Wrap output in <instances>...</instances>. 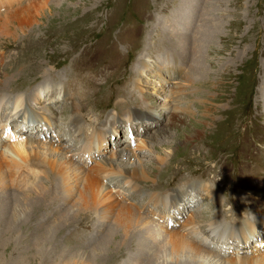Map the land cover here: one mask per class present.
Returning <instances> with one entry per match:
<instances>
[{"label":"rangeland","instance_id":"1","mask_svg":"<svg viewBox=\"0 0 264 264\" xmlns=\"http://www.w3.org/2000/svg\"><path fill=\"white\" fill-rule=\"evenodd\" d=\"M17 8L35 16L18 30L16 40L8 30L0 31V81L5 71L11 73L0 88V132L3 126L6 141L12 139L9 131H24L38 163L49 142H61L60 147L73 152L77 138L67 131L59 137L58 129L77 117L87 132L100 128L97 140L106 135L102 158L112 150L129 154L133 149L136 158L118 161L128 159L126 166L137 170L159 167L150 168L154 183L140 182V192L120 188L141 214L160 215L163 219H156L176 231L192 212L203 226L214 216L217 196L223 200L224 217L218 222L225 226L212 236L229 238L224 247L218 243L206 250L223 264L263 258L264 0H0V28L8 27L6 22L15 28L6 13ZM22 110L31 112L35 122L16 118ZM140 140L143 147L137 145ZM165 152L167 158L157 163L156 157ZM39 169L57 183L47 167ZM148 190L164 201L156 202L153 195L146 198ZM76 194L41 223L72 210ZM173 211L171 223L172 215L164 212ZM91 216H79L61 231L65 250H77L70 246L73 242L85 245L78 249L83 251V264H148L151 257L162 261L159 246L168 230L155 224L131 236L129 251L96 247L102 258L92 263L86 253L112 219L82 244V236L94 226L88 231ZM151 240L156 244L142 247ZM20 258L0 251V264H27Z\"/></svg>","mask_w":264,"mask_h":264},{"label":"bare ground","instance_id":"2","mask_svg":"<svg viewBox=\"0 0 264 264\" xmlns=\"http://www.w3.org/2000/svg\"><path fill=\"white\" fill-rule=\"evenodd\" d=\"M34 16L33 12L27 11L25 8H17L12 12H7L6 19L15 28L10 27L6 22L8 27L0 28L1 34H4L8 30L7 33L12 35V40H16L18 30L26 28L33 21ZM0 25H2L1 21ZM4 74L6 75L5 78H7L11 73L5 71ZM5 78L3 76V79L0 81V88L5 86L4 84L7 82V80L4 81ZM1 95L3 96V94L0 93V100L2 99ZM32 98L36 101L34 97ZM2 103L4 102L1 101L0 105ZM13 107L15 109V106ZM17 117H22V123L31 124L33 121L32 113H25L24 110ZM39 118L42 122L51 124V121L47 117L41 116ZM127 118L129 117L127 116ZM68 122L67 128L59 127L58 130H61L59 137L67 131L69 136L73 135L77 138V143L79 142V145L76 146L77 148L72 152L71 149L60 147L62 146L61 142H49L43 148L45 153L39 159L41 160L39 163L36 162L38 157L33 148V142L26 138L25 132L17 130L16 132L19 134L17 135L9 131L8 136L12 135V139L6 141L7 135L2 136L6 132L2 126V132H0L1 252H10V255L18 256L19 260L21 259L20 257H23L27 264H83V260H80L82 259L81 255L83 251L80 250L81 253H79L78 249L85 247V245L73 242L70 243L72 244L70 246L78 249L65 250L62 248L65 239L62 237L61 231L63 232L67 226L73 224L79 216L92 215L94 217L91 221H88V231L94 224L92 228L93 233L84 234L81 239L82 244L88 242L92 235L96 236L101 231L100 226H102V223H106V221L112 219V225L110 227L107 226V231L98 240L97 245L91 249L92 251L86 253L87 259L92 263H97L102 258L99 252L95 253L96 247L98 250V248L104 245H113L111 250L115 248L118 251V249L123 247V249L127 248L129 251L131 236L138 233L144 234L153 225L157 224L159 230H168L164 244L159 246L162 261L151 257L152 259L150 258L151 260L148 264H223L222 260L206 250L208 247L217 246L218 243H220V246L225 245L227 238H229L225 236L221 240L218 235L212 236L216 230L222 229L225 226L224 223L218 222L224 219L222 214V199H219L217 196L215 197L213 201L215 205L214 216L210 217L203 226L196 223L194 214L190 212L180 229L175 231L172 228H177L179 225H172V229H167V226L160 220H157L163 219L162 216L159 215V218H157L148 212L141 214L139 207L136 206L137 204L130 203L123 190V188H127L133 192H140V182L149 181L154 183V179L152 178L153 171L150 168L159 169V167L153 165L149 169L143 168L137 170L132 165L126 166L128 159L118 161L120 158L126 156L136 158L137 154L133 149L129 150V154H123V151L116 152L112 150L108 154V158H102L101 150L105 148L106 135L103 134V138L97 140L102 133L100 128L93 127L87 132L83 127L82 121H79L77 117L70 118ZM38 124L40 125V123ZM6 127L8 128V123ZM137 145L138 147H143L144 141L140 140ZM167 156L168 153L166 152L162 156H157L156 162L161 163ZM75 158L78 159V163L73 162ZM93 158H95L94 161ZM165 164L168 166L167 163ZM145 165V163L139 162V167L142 168ZM38 167H47L50 173L57 177V183H53L50 175ZM3 169L5 170V174L2 172ZM81 185L82 190H79L78 187ZM121 187L123 188L120 189ZM75 192L77 193L75 198L77 203L71 206L72 210L67 209L61 212L55 221L45 224L41 223L45 219H48L51 214L57 213L61 206L60 203L68 202ZM147 193L146 198L153 195L156 202L162 203L164 201L163 196L159 200L160 196L157 198L156 192L152 190H148ZM74 206L75 209H73ZM154 211H157V209ZM89 212L91 214H87ZM164 214L172 215L171 219L173 220H170V222H174V211L172 214L170 212H164ZM38 224L41 225L38 226ZM43 226L47 227L40 229ZM115 229L119 231L118 233H121L118 239L116 238L117 231ZM95 231L96 233L94 234ZM239 232L242 233L241 230ZM240 233L233 232L232 234L246 238L247 233ZM126 241L127 244H125ZM207 241L209 242L208 244H206ZM155 244L156 241L151 240L149 244L142 245V247L145 248ZM184 249L187 253L184 252ZM182 253L187 255H182ZM55 255L57 256L54 258ZM155 255L158 256V254ZM225 255L226 253L222 254V256ZM161 256H159V259ZM251 260L247 259L244 261L243 259L244 262L250 261V264H264V257L259 260Z\"/></svg>","mask_w":264,"mask_h":264}]
</instances>
